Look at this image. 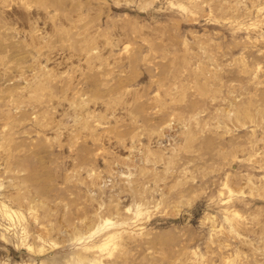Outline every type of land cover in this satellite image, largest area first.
Listing matches in <instances>:
<instances>
[{"label": "rangeland", "instance_id": "obj_1", "mask_svg": "<svg viewBox=\"0 0 264 264\" xmlns=\"http://www.w3.org/2000/svg\"><path fill=\"white\" fill-rule=\"evenodd\" d=\"M0 264H264V0H0Z\"/></svg>", "mask_w": 264, "mask_h": 264}]
</instances>
